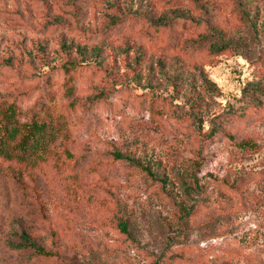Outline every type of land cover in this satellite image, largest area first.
I'll use <instances>...</instances> for the list:
<instances>
[{
  "label": "rangeland",
  "instance_id": "374dc122",
  "mask_svg": "<svg viewBox=\"0 0 264 264\" xmlns=\"http://www.w3.org/2000/svg\"><path fill=\"white\" fill-rule=\"evenodd\" d=\"M37 101L62 129L0 173V264H264V0H0V110Z\"/></svg>",
  "mask_w": 264,
  "mask_h": 264
},
{
  "label": "trees",
  "instance_id": "16d2710c",
  "mask_svg": "<svg viewBox=\"0 0 264 264\" xmlns=\"http://www.w3.org/2000/svg\"><path fill=\"white\" fill-rule=\"evenodd\" d=\"M65 92L68 95L74 93V85L72 79H67L64 83ZM37 101L36 105L31 109L29 118H23L22 112L17 111L13 106H5L0 110V173L24 169L28 167L29 160L36 152L38 146L52 135L58 134L62 129L58 120L54 124L48 122L44 114V107H41ZM7 108V109H6ZM53 120V119H52ZM57 131H55V130ZM63 132L64 144L68 145L73 141L70 130H61ZM216 132H212L215 135ZM238 149L245 152H256L260 147L259 142L242 141L235 143ZM116 159H122L120 152L114 154ZM82 158L78 157L69 148H64L56 153V158L46 156L41 162L44 167L48 164V160L53 161L55 167V176L62 189L73 194L76 199L80 198L82 191L81 177L75 172L72 162L76 163ZM202 163L197 162V166ZM27 246L33 248L42 256H54L53 252H47L27 240Z\"/></svg>",
  "mask_w": 264,
  "mask_h": 264
}]
</instances>
